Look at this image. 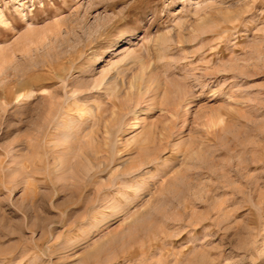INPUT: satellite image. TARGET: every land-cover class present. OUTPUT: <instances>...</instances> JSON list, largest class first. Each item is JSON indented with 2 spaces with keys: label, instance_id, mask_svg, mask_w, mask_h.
<instances>
[{
  "label": "rangeland",
  "instance_id": "rangeland-1",
  "mask_svg": "<svg viewBox=\"0 0 264 264\" xmlns=\"http://www.w3.org/2000/svg\"><path fill=\"white\" fill-rule=\"evenodd\" d=\"M0 264H264V0H0Z\"/></svg>",
  "mask_w": 264,
  "mask_h": 264
}]
</instances>
